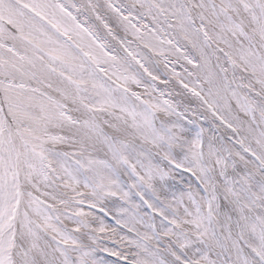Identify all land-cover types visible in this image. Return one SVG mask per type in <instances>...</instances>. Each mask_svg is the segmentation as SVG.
<instances>
[{
	"label": "snow or ice",
	"instance_id": "obj_1",
	"mask_svg": "<svg viewBox=\"0 0 264 264\" xmlns=\"http://www.w3.org/2000/svg\"><path fill=\"white\" fill-rule=\"evenodd\" d=\"M0 264H264V0H0Z\"/></svg>",
	"mask_w": 264,
	"mask_h": 264
},
{
	"label": "bare ground",
	"instance_id": "obj_2",
	"mask_svg": "<svg viewBox=\"0 0 264 264\" xmlns=\"http://www.w3.org/2000/svg\"><path fill=\"white\" fill-rule=\"evenodd\" d=\"M75 2L76 3H83V2H85V0H75ZM99 2L101 3V4H103V0H99ZM113 2H115V0H113ZM121 35H122V33H121ZM113 43H115V42H113ZM177 70H179V67L177 66ZM161 71H163V67H162V65H161ZM133 87H135V86H133Z\"/></svg>",
	"mask_w": 264,
	"mask_h": 264
}]
</instances>
